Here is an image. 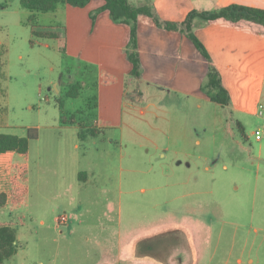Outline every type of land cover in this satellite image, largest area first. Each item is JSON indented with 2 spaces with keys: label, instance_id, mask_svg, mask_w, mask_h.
I'll return each instance as SVG.
<instances>
[{
  "label": "rangeland",
  "instance_id": "obj_1",
  "mask_svg": "<svg viewBox=\"0 0 264 264\" xmlns=\"http://www.w3.org/2000/svg\"><path fill=\"white\" fill-rule=\"evenodd\" d=\"M129 2L137 4L136 0ZM64 7L59 4L56 10L33 14L19 0H0V132L22 137L27 128L36 127L40 141L54 135H77L76 124L73 133L71 128L49 126L61 125L59 100L66 116L78 109L88 112L87 90L91 85L83 90L81 87L75 98L64 96L67 83L82 77L83 64L66 54L62 39L49 40L32 32L34 28L50 27L64 38ZM31 15L34 27L28 21ZM87 74L93 81V71ZM170 99V113L158 112L152 105L146 115L125 112V120L134 128L126 126L122 133L120 128L104 129L95 139L98 150L79 161L70 150L63 155L60 151L56 157L48 143L36 166L32 143L27 204L12 211L13 218L25 217L17 226V252L3 264H52L54 258L55 264L93 263L99 249L96 245L88 248L93 241L85 245L67 241L66 228L61 224L59 229L54 227V217L61 213L71 217L74 235L84 231L114 237L119 215L123 233L128 235L134 220L140 221L139 225L147 224V220L166 218L169 212L172 221L188 219L198 252L192 255L181 232L184 236H175L169 258L181 256L183 264L194 260L198 264H264V137L256 140L253 136L255 128L264 126V116L249 118L241 136L235 123L227 131L226 121L214 111L203 108L196 115L185 109L180 96ZM229 117L236 119L228 113V123ZM169 119L174 122L175 141L168 140L164 133ZM184 138L192 151L190 157L173 153ZM195 138L200 144L193 142ZM120 167L123 192L119 208L110 185L118 178ZM81 168L100 172L99 187L79 189L75 185L74 189L61 190L51 184L54 174L70 182ZM177 169L186 172L179 174ZM37 173L46 182L39 183ZM153 186L159 187L149 189ZM140 187L147 189L143 193ZM42 219L44 224L40 223ZM162 247L156 245L155 252L168 260ZM67 248L68 256L64 254Z\"/></svg>",
  "mask_w": 264,
  "mask_h": 264
},
{
  "label": "crops",
  "instance_id": "obj_2",
  "mask_svg": "<svg viewBox=\"0 0 264 264\" xmlns=\"http://www.w3.org/2000/svg\"><path fill=\"white\" fill-rule=\"evenodd\" d=\"M136 1L137 4L134 5L151 4L154 12L161 20L178 23L183 21L192 10L217 11L230 4L264 9V0ZM103 4L104 0H90L84 7L65 5L64 38H60V36L45 38L49 40L62 39L66 54L80 60V63L83 64V78L67 83V86L79 82L83 90L91 85L92 88L87 90L88 99L92 95L96 96L95 123L98 127L103 130L120 128L122 133V129L126 126L128 129L134 128L131 123L125 120V112L133 116L136 114L146 115L150 111L151 105L155 106L158 112L170 113L171 110L168 106L172 103L170 98L173 95L184 99V107L190 113L197 115L203 111V108L214 111L215 115L218 114V118L223 119V122L226 121L227 131L235 122H238L245 129L249 118L260 116L258 114L259 106L264 107V28L260 25L244 20L231 23L225 19L204 21L200 17H195L192 30L204 45L210 58L208 62L185 33L158 27L152 18L140 15L136 22V51L141 67L140 75L136 78L129 74L132 64L127 57V53L130 51L128 47L130 26L125 23L114 22L107 10L98 12V8ZM32 13L35 14L36 12ZM92 14L93 18L91 17ZM40 30L53 31V28L46 27ZM209 63L217 69L221 84L228 92L230 100L226 106L212 102L202 89L207 80ZM77 68L81 69L82 66L77 64ZM92 71L94 73L93 81L87 74ZM222 110L226 112L224 116ZM228 113L236 118L233 120L229 117L231 119L229 123ZM59 124L61 125L56 124L49 127L71 128L72 133V128H75L74 124L79 128L77 123L60 120ZM165 127L164 133L167 134L168 140L175 141L177 135L172 119L167 121ZM171 135L172 138H170ZM97 137L80 139L78 135L68 138L54 135L44 138L43 140L47 141L44 142L43 140L40 141L41 136L38 135L36 139L29 142L26 156H21L13 150L0 152V225L17 220L21 221L22 218H25L24 216L13 218L12 211L16 207L27 204L28 183L32 171V143H34L36 156L35 165L38 166V161L46 149L44 144L49 143L53 146H50V152L56 157L60 155V151L63 155L65 151L70 150L72 157L79 158V161L81 157H85L89 153L94 154L95 150H98L95 140ZM89 138H92L93 141H87ZM193 142L200 144V139L195 138ZM186 143L187 140L184 138L180 146L173 148V153L182 157L192 156V151L187 148ZM16 164L24 166L26 169L27 193L21 203L12 205L10 180L13 166ZM119 169L118 178L116 176L110 186L114 187V203L116 202L120 208L122 202L120 195L123 192L122 167ZM129 171L137 173L135 169ZM180 171L186 172L184 169H177L179 174ZM173 172V170L169 171V174L171 175ZM163 174L164 172L161 175ZM73 175L74 177L70 182H65L67 180L65 176H55L54 174L51 184L58 185L57 189L60 187L61 190L74 189L75 185L79 189H87L92 186L99 187L100 172L96 169L81 168ZM37 176L39 183L46 182L40 173H37ZM158 187L153 186L149 189ZM146 189V187H140L139 191L144 193ZM4 212H7V215H4ZM167 215L166 218L163 217L154 222L147 220V224L139 225L140 221L134 220L133 231L128 235L123 233L122 218L119 215L115 222L117 228L114 237L84 231L74 235L75 228L72 227L71 217L67 214V221L61 226L66 228L68 232L66 237L68 239L65 240H76L82 245L93 241L94 245L88 244L89 249L95 245L98 246L97 258L91 264H183L181 256L174 254L169 258L170 253L168 251H171L174 244L172 241L176 240L175 236L178 235L181 239L185 235L191 247L192 255L196 256L198 253L195 249L192 232L187 226L188 219L184 218L175 222L169 217L170 212ZM57 216L54 217L55 228L61 227L57 224ZM40 223L44 224L43 219L40 220ZM77 223L81 224V222ZM59 232L62 233L63 231L59 230ZM181 232L184 234L183 236H181ZM160 244L167 251L165 254H168V260L161 257L160 253L155 252L156 245ZM64 254L69 255V248ZM52 261V264H55V258ZM36 264H43V262L39 261ZM191 264L198 263L194 260Z\"/></svg>",
  "mask_w": 264,
  "mask_h": 264
},
{
  "label": "trees",
  "instance_id": "obj_3",
  "mask_svg": "<svg viewBox=\"0 0 264 264\" xmlns=\"http://www.w3.org/2000/svg\"><path fill=\"white\" fill-rule=\"evenodd\" d=\"M90 0H19L20 5L31 12H47L55 10L59 4L70 5L73 7H84ZM107 10L111 19L117 23H125L130 26L128 47L130 51L127 53V57L132 64V68L129 72L132 77H139L140 75V59L136 51L137 48V31L136 22L138 16L146 15L152 18L155 25L166 30H179L186 34V36L192 41L194 46L200 51L207 61H210L209 55L201 43V41L195 36L193 32V20L195 17H200L204 21H214L217 19H225L231 23H237L239 21H249L260 25L264 28V9L241 5L230 4L224 6L217 11H190L185 19L181 22L164 21L161 20L151 4L144 3L140 5H134L129 0H104V4L98 8V12ZM95 16V14H94ZM93 18V14L91 15ZM34 15H31L28 21L33 23ZM33 34L43 38H56L59 37L58 33L51 30H38L34 28ZM81 84L75 82L69 86L64 92V96L68 98L77 97ZM203 91L210 98L212 102L226 106L229 104V95L226 89L221 84V79L217 69L209 63L207 71V80L202 86ZM130 98V97H129ZM59 109L61 111L60 120L62 122L77 123L78 138L84 139L86 137H97L103 129L98 127L95 123L96 120V96L92 95L88 99L87 108L88 112L82 109H78L68 116L64 113L63 103L58 101ZM236 128L239 130L240 135H244V129L238 122H235ZM38 137V129L36 127L27 128L25 136H17L9 133H0V152L7 150H13L21 156H26L28 153L29 142ZM26 169L21 165H14L13 172L10 180L11 190V204L17 205L21 203L27 193V187L25 182ZM24 219L16 222H8L0 225V264L10 259L17 252V226L22 224Z\"/></svg>",
  "mask_w": 264,
  "mask_h": 264
},
{
  "label": "built area",
  "instance_id": "obj_4",
  "mask_svg": "<svg viewBox=\"0 0 264 264\" xmlns=\"http://www.w3.org/2000/svg\"><path fill=\"white\" fill-rule=\"evenodd\" d=\"M258 114L260 116L264 115V107L261 105L259 106ZM253 136L256 140L262 139L264 137V126L255 128L253 131ZM56 221L57 224L64 225L67 221V217L64 213H61L60 215L57 216Z\"/></svg>",
  "mask_w": 264,
  "mask_h": 264
}]
</instances>
